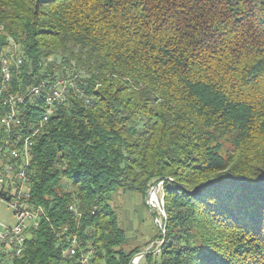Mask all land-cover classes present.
I'll return each instance as SVG.
<instances>
[{
    "label": "trees",
    "instance_id": "1",
    "mask_svg": "<svg viewBox=\"0 0 264 264\" xmlns=\"http://www.w3.org/2000/svg\"><path fill=\"white\" fill-rule=\"evenodd\" d=\"M12 46L5 93L70 83L31 151L45 215L5 264H130L114 196L159 183L152 264H264V0H0V89Z\"/></svg>",
    "mask_w": 264,
    "mask_h": 264
},
{
    "label": "built area",
    "instance_id": "2",
    "mask_svg": "<svg viewBox=\"0 0 264 264\" xmlns=\"http://www.w3.org/2000/svg\"><path fill=\"white\" fill-rule=\"evenodd\" d=\"M8 53L2 62L3 73L8 75L9 81V57L18 55L17 47H10ZM22 61V57H17L16 64ZM69 83L62 79L44 81L28 90L25 96L9 95L5 93L6 89L0 91V101L6 108L5 114L0 117V201L9 204L14 217L13 225L0 220V264L23 255L31 232L39 228L45 215L44 208L32 203L29 176L31 151L46 123L67 101ZM36 100L45 102V109H40L42 112L38 119L32 114L33 109H38ZM150 196L153 198L155 191H151ZM74 209V206L70 207V210ZM75 244L76 241H73L66 254H76Z\"/></svg>",
    "mask_w": 264,
    "mask_h": 264
},
{
    "label": "rangeland",
    "instance_id": "3",
    "mask_svg": "<svg viewBox=\"0 0 264 264\" xmlns=\"http://www.w3.org/2000/svg\"><path fill=\"white\" fill-rule=\"evenodd\" d=\"M43 106L39 107L43 108ZM162 184L157 186L153 198L150 196L152 189L146 196L135 192L119 191L115 194L112 202L119 216L120 226L126 232L127 243L124 246L125 251H138V254L149 253L140 257L137 264H152L155 260H158V253L162 247L160 246L162 241H160L159 235L160 233L162 234V231L163 234L165 233L163 225L165 217L164 191ZM0 220L9 225L14 224L11 207L8 203L2 201H0ZM146 256H153L154 260H148Z\"/></svg>",
    "mask_w": 264,
    "mask_h": 264
},
{
    "label": "bare ground",
    "instance_id": "4",
    "mask_svg": "<svg viewBox=\"0 0 264 264\" xmlns=\"http://www.w3.org/2000/svg\"><path fill=\"white\" fill-rule=\"evenodd\" d=\"M16 58L15 57H9V65H10V63H11V61H13V62H16V60H15ZM3 67V66H2ZM10 73H12V72H10ZM13 75V74H12ZM4 77V87L3 88H1L0 89V91H3V89H7L6 88V85H5V83L8 81V75H4L3 76ZM10 77H11V75H10ZM0 84H2V82L0 83ZM24 93H25V91H24ZM12 94V93H11ZM14 95V94H13ZM17 96H25V94H21V95H17ZM39 100H37V102H38ZM40 102V101H39ZM41 103V102H40ZM43 103H44V106H43V108L42 109H45V102L43 101ZM136 263H138V261H136Z\"/></svg>",
    "mask_w": 264,
    "mask_h": 264
},
{
    "label": "water",
    "instance_id": "5",
    "mask_svg": "<svg viewBox=\"0 0 264 264\" xmlns=\"http://www.w3.org/2000/svg\"><path fill=\"white\" fill-rule=\"evenodd\" d=\"M158 185H159V184H157V185H155L154 187H152V192L155 191V189L157 188ZM163 243H164V240L162 241V245H163ZM162 245H160V246H162ZM146 254H149V253H144V254H138V255H135V257L132 259V261H131L130 264H136V261H139V258H140V257H143V256L146 255Z\"/></svg>",
    "mask_w": 264,
    "mask_h": 264
}]
</instances>
